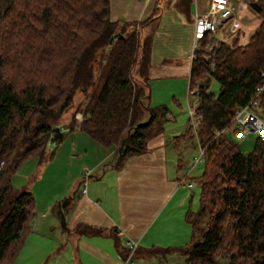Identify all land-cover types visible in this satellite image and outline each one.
Segmentation results:
<instances>
[{
	"label": "trees",
	"instance_id": "16d2710c",
	"mask_svg": "<svg viewBox=\"0 0 264 264\" xmlns=\"http://www.w3.org/2000/svg\"><path fill=\"white\" fill-rule=\"evenodd\" d=\"M248 4L261 17L248 43L218 41L206 51L207 32L195 49L189 88L197 90L196 138L204 149L200 207L188 215L190 244L149 249L159 264L173 251L183 264H220V257L264 264V140L245 153L224 133L262 83L264 0ZM156 20L124 30L110 17V0H0V264L14 263L35 216L32 191L15 187L13 175L32 155L51 157L49 136L68 109L77 106L69 128L116 147V166L163 131L169 109L151 105V41L137 31ZM258 101L264 119V90Z\"/></svg>",
	"mask_w": 264,
	"mask_h": 264
},
{
	"label": "crops",
	"instance_id": "0c3cea01",
	"mask_svg": "<svg viewBox=\"0 0 264 264\" xmlns=\"http://www.w3.org/2000/svg\"><path fill=\"white\" fill-rule=\"evenodd\" d=\"M211 1L110 0V17L118 29L157 17L137 31L151 41V105L169 109L163 131L149 138L146 151L116 166V147L102 146L84 130L65 123L56 125L47 149L51 162L57 157L66 161V181L53 195L40 200L35 196V216L13 264L26 257V251L41 254L39 264H159L157 258L126 261L127 241L136 240L147 256H153V247L191 243L188 215L198 210L199 194L189 191L194 186L188 175L192 168H183V158L194 156L189 146L193 136L192 131L186 135L189 126L176 115V106L186 97L189 102V56L200 44L195 38L196 17L209 10ZM233 2L231 16L240 18V29L232 34L230 18H220L215 31L208 33L211 43L246 44L259 26L261 17L248 3ZM86 170L90 174L83 191ZM58 249L62 250L56 254Z\"/></svg>",
	"mask_w": 264,
	"mask_h": 264
},
{
	"label": "rangeland",
	"instance_id": "374dc122",
	"mask_svg": "<svg viewBox=\"0 0 264 264\" xmlns=\"http://www.w3.org/2000/svg\"><path fill=\"white\" fill-rule=\"evenodd\" d=\"M253 1H256V0H253ZM217 43L218 41L211 43L210 38H209V42L205 47L206 51H210L213 46L217 45ZM209 89L211 92L215 94L219 92L220 84L214 77H211ZM79 100H80V97L77 99L76 105H78ZM189 105L190 104L188 102V98L186 97V99L182 102L181 106L180 105L176 106V110H177L176 115L179 116L181 121H184V123L188 124V126L191 123ZM76 107H74L73 109H68L63 114L62 123L67 124L71 119H73V112L75 111ZM81 111L82 110H79L78 112H81ZM78 112L75 113V118ZM235 128H236L235 125L227 128L224 132L225 135L231 140H233L235 143H237L243 152L249 153L250 151H252L254 147V143L258 135L254 132H248V133L239 132L235 134L233 132ZM192 136H193L192 139L189 141V146L192 151V155L194 156L187 157L184 154L183 168L187 169L186 170L187 172L189 171L190 168H192L188 175H189V178H192L194 186L193 188L189 189V191L192 190V192L194 193L196 192V194L197 193L199 194L201 188H200V181L197 179L203 172L204 162L203 160H200L198 163H196L193 166L194 159L199 156V145L196 140V136H194L193 131H192ZM57 158L52 159V162H51V158H46L44 160L42 159L40 161L38 157L32 155L23 165H21V167L13 175V183L15 187H18V188L25 187L29 189L30 191H32L35 200H36V197L38 198V200H40L42 197H45L48 194L53 195L56 191L61 190L64 187V184L66 181L62 177V173L64 171V168L67 167V163L66 161L63 160V158H60V159H57ZM55 161L56 163H54ZM57 161L59 162L57 163ZM53 170H55V172L51 174ZM50 175H52V177ZM199 207H200V201L198 198L197 208ZM192 216H193V213H190L189 218H191ZM59 250L61 251L62 249H58L56 251V254L60 252ZM23 256H26V257H23L21 260H19L15 264H39V261L41 258V254H39L38 252L28 253V251H26ZM53 258L54 257L50 259L47 258L46 259L47 263H50V261H52ZM150 258L158 259V256H147L143 250L141 251L137 249L134 254L133 260L134 262H140L142 261V259H150ZM219 261H220V264H227V259L225 257H220ZM183 262H184L183 257L180 254L173 253L165 259L163 264H183Z\"/></svg>",
	"mask_w": 264,
	"mask_h": 264
},
{
	"label": "built area",
	"instance_id": "2783aa9c",
	"mask_svg": "<svg viewBox=\"0 0 264 264\" xmlns=\"http://www.w3.org/2000/svg\"><path fill=\"white\" fill-rule=\"evenodd\" d=\"M250 0H244L245 3H248ZM235 11V4L233 0H212L210 8L207 12L199 14L196 17L195 24V38L200 40L205 36L207 32L215 31L217 22L220 18L228 19L230 18L229 30L232 34H235L241 27L240 18L237 16H231ZM197 45L195 44V47ZM194 47V48H195ZM191 60L196 57L195 50L189 56ZM262 77V83L257 87L255 96L244 106L239 107L233 118V123L241 130V133L254 132L258 135L261 140H264V119L259 115L255 110L259 105L258 96L264 90V67L260 73ZM189 112L191 115V130L194 135L197 137V126L199 125L200 120L195 116L198 104V96L196 89H189ZM191 100V101H190ZM76 124L77 126L83 119V113L79 112L76 114ZM78 128V127H76ZM79 129V128H78ZM204 155V149L199 145V156L194 159L193 166L198 163ZM192 166V167H193ZM90 171L86 170L83 178V191H85V184L87 178L89 177ZM192 186V183L188 184ZM128 248V253L126 261L132 260L134 254L139 247V244L136 240L129 239L126 243Z\"/></svg>",
	"mask_w": 264,
	"mask_h": 264
},
{
	"label": "water",
	"instance_id": "95a60500",
	"mask_svg": "<svg viewBox=\"0 0 264 264\" xmlns=\"http://www.w3.org/2000/svg\"><path fill=\"white\" fill-rule=\"evenodd\" d=\"M112 41V40H111ZM57 130L56 126L53 127L52 132H55ZM52 139V138H51Z\"/></svg>",
	"mask_w": 264,
	"mask_h": 264
}]
</instances>
